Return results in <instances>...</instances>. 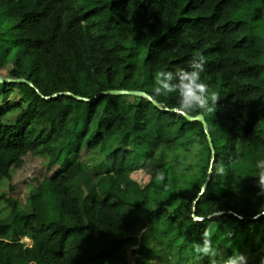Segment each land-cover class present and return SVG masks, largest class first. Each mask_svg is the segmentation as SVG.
<instances>
[{
  "label": "trees",
  "instance_id": "trees-1",
  "mask_svg": "<svg viewBox=\"0 0 264 264\" xmlns=\"http://www.w3.org/2000/svg\"><path fill=\"white\" fill-rule=\"evenodd\" d=\"M197 53L220 100L214 113L183 111L202 114L207 132L145 97L99 95L143 91L181 109L177 94L154 93L156 76L189 69ZM4 68L43 96L70 94L45 99L26 82H0V180L27 154L57 166L25 202L14 185L0 193V264H126L129 254L135 264H156L155 255L184 264L206 228L214 248L260 264L264 194L250 165L264 159V0H0ZM207 134L212 176L198 196L211 165ZM139 169L145 186L131 177Z\"/></svg>",
  "mask_w": 264,
  "mask_h": 264
},
{
  "label": "clouds",
  "instance_id": "clouds-1",
  "mask_svg": "<svg viewBox=\"0 0 264 264\" xmlns=\"http://www.w3.org/2000/svg\"><path fill=\"white\" fill-rule=\"evenodd\" d=\"M206 58L197 53L191 60L189 69L179 68L173 71H160L156 76L154 93L157 96L178 95V106L185 111L199 109L207 113H214L220 96L216 92L209 91V85L205 83L201 74L205 71ZM258 169L257 184L260 189L258 195L264 194V159L256 162ZM223 169H221V172ZM264 214V208L260 209ZM232 233L227 232L226 236L231 237ZM212 233L205 229L201 234V241L194 242L192 248L195 252L194 261L199 262L205 257H223L215 260L213 264H249V257L245 253L234 250L232 254L225 255L219 249L213 247ZM260 264H264V258Z\"/></svg>",
  "mask_w": 264,
  "mask_h": 264
},
{
  "label": "rangeland",
  "instance_id": "rangeland-1",
  "mask_svg": "<svg viewBox=\"0 0 264 264\" xmlns=\"http://www.w3.org/2000/svg\"><path fill=\"white\" fill-rule=\"evenodd\" d=\"M1 75L3 78H7V69L4 68L1 72ZM10 99H17L16 94L13 93ZM8 117L5 119V121L8 120ZM96 157L97 156L95 155V158L93 159L92 155H90V153L86 150L82 151L80 155V158L82 160H88L91 164L96 161ZM23 159V164L20 167H15L12 169L11 179L4 178L0 180V193L8 191V187L10 185H14L15 189L12 195L18 200L25 202L29 190L35 187L39 181L52 176L57 170V166L48 168L45 159L40 155L27 154ZM177 159L181 161L180 163L176 164L178 171L188 176L191 173V169L189 168V159L185 158L183 154H180V152L177 153ZM188 169H190V172L186 173ZM131 177L141 186H145L150 181V175L143 169L132 172ZM5 211V204L3 200L0 199V215L5 213ZM22 241L26 243V245H31L32 243V241L28 238H23ZM153 262L156 264H179L175 261L168 260L165 256L162 255H155L153 258ZM197 263L198 262L194 260H186L184 264ZM126 264H135V260L131 254H129L126 260Z\"/></svg>",
  "mask_w": 264,
  "mask_h": 264
},
{
  "label": "water",
  "instance_id": "water-1",
  "mask_svg": "<svg viewBox=\"0 0 264 264\" xmlns=\"http://www.w3.org/2000/svg\"><path fill=\"white\" fill-rule=\"evenodd\" d=\"M0 82L1 83H3V82H26L30 86L34 87V89L38 92V94L41 95L42 97H44L45 99H49L50 97H55V96H59V95L70 94L69 92H57V93H54L51 96H43L31 82L26 81L23 78H3L1 74H0ZM101 94L102 95L103 94H130V95H138V96L145 97L146 99L151 101L154 106L158 107L159 109L180 113V114L184 115L186 117V119H188L189 121H199V122H201L203 127H204V129H205V131L206 132L208 131L207 123H206L205 118H204V116L202 114H197L195 116H191V115H189L188 113H186L185 111H183L181 109H177V108H171L170 109V108L164 107L162 104L158 103L155 99H153L146 92L134 91V90H130V91H127V90H109V91L102 92L99 95H101ZM75 97L77 99H79V100L90 101V99H88V98H83V97H80V96H75ZM207 139H208L211 151H212L211 165H210V168H209V170L207 172V177H206L203 185L201 186V191H200L198 196H200L202 193L205 192V190L207 188V185L209 184V182L211 180V176H212V165H213V160H214V147H213L211 136L209 134H207ZM194 210H195V207H194ZM193 218L195 220H198V221H202V220L205 219V218H200V217L196 216L195 214H193Z\"/></svg>",
  "mask_w": 264,
  "mask_h": 264
},
{
  "label": "bare ground",
  "instance_id": "bare-ground-1",
  "mask_svg": "<svg viewBox=\"0 0 264 264\" xmlns=\"http://www.w3.org/2000/svg\"><path fill=\"white\" fill-rule=\"evenodd\" d=\"M250 162H251V161H250ZM251 163H253V162H251ZM254 163H255V162H254ZM255 164H256V163H255ZM248 165H250V163H249ZM248 165H247V166H248ZM248 167H249V166H248ZM250 168H253V169L255 168V169H256V167H254V164H252V167H251V165H250ZM253 169H252V170H253ZM255 169H254V170H255Z\"/></svg>",
  "mask_w": 264,
  "mask_h": 264
}]
</instances>
